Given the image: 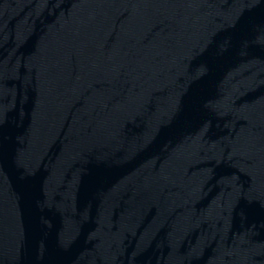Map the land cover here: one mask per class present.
Masks as SVG:
<instances>
[{"label": "water", "instance_id": "1", "mask_svg": "<svg viewBox=\"0 0 264 264\" xmlns=\"http://www.w3.org/2000/svg\"><path fill=\"white\" fill-rule=\"evenodd\" d=\"M0 264H264V0H0Z\"/></svg>", "mask_w": 264, "mask_h": 264}]
</instances>
